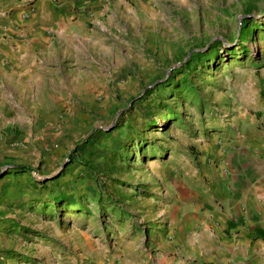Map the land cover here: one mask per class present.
I'll return each instance as SVG.
<instances>
[{"label":"rangeland","instance_id":"374dc122","mask_svg":"<svg viewBox=\"0 0 264 264\" xmlns=\"http://www.w3.org/2000/svg\"><path fill=\"white\" fill-rule=\"evenodd\" d=\"M109 14L62 47L45 85H0V264H101L111 255L163 263L180 193L225 171L234 134L254 127L264 28L246 42L248 55L239 37L245 18L264 26V0H127ZM214 42L224 59L196 68L200 100L176 72ZM141 107L159 122L148 126ZM107 160L117 167L116 205L98 199L111 191L101 183ZM19 164L30 170L5 174ZM59 193L71 207L51 202Z\"/></svg>","mask_w":264,"mask_h":264},{"label":"crops","instance_id":"0c3cea01","mask_svg":"<svg viewBox=\"0 0 264 264\" xmlns=\"http://www.w3.org/2000/svg\"><path fill=\"white\" fill-rule=\"evenodd\" d=\"M124 2L0 0V85H45L48 65L62 47L72 48L82 28L105 22ZM250 120L253 128L234 134L221 165L225 171L178 196L172 241L163 263L154 257L157 264H264V102ZM125 259L111 255L101 264H126Z\"/></svg>","mask_w":264,"mask_h":264},{"label":"trees","instance_id":"16d2710c","mask_svg":"<svg viewBox=\"0 0 264 264\" xmlns=\"http://www.w3.org/2000/svg\"><path fill=\"white\" fill-rule=\"evenodd\" d=\"M259 23L257 21H254V18H245L243 20V23H242V33L239 37V41H240V45L242 47H244V55H248V49L245 48L247 47L246 46V42L247 41H250V38L253 37L254 39L256 38V36L258 35V30H261L264 28L263 25H258ZM237 48H234L231 53L236 56L238 53V51H236ZM221 60L224 59V55L222 56V50L219 46V44L217 42H214L212 43L210 46H209V49L208 50H195L192 55L189 57V59L187 60V62L185 63L184 67L181 66V69H177V72L176 73H181L183 74V77L181 78V80L179 81H176L177 83H181V88L182 89H188L190 94H192L193 96H198L200 98V100L203 99V96H202V93L197 89V85H196V82H195V79H193V76L194 74L197 73V70L196 68H199L198 66H201L202 65V62L204 63H208L209 66H211L210 64H218V62ZM204 66V64H203ZM175 73V74H176ZM171 79L173 78L172 76L170 77ZM175 83L174 79H172L171 81L168 80L166 82H161L159 83L154 89H149L147 93H151V92H154L156 91L160 86L162 87H165V86H168V84H173ZM182 92L183 90H179L178 92ZM177 92H175V95L174 96H177L176 95ZM199 94V95H197ZM178 97H181L180 95ZM168 111H171L172 112V107H168ZM142 111H144V116L146 118H148V121H147V125L148 126H152L153 124H156L157 122H159V118L154 115L152 113V111L149 109V110H146L144 109L143 107L140 108ZM176 112V110H175ZM127 120V119H126ZM125 121H123L120 126H123L125 124ZM178 120V119H177ZM131 128L132 129H135V121L133 120L132 123H131ZM151 130V128H150ZM146 150V146L143 145L141 147V151L142 152H145ZM87 162V161H86ZM108 162V163H107ZM106 163L108 165L104 166V169L106 171H104L103 175H105L107 178H109V180H105V181H100L102 184H104L103 186V189L106 190V191H109L111 189V191L107 194V195H104L103 193H101L99 195V200L101 202H105V199H104V196H106L107 198H109V202L111 204H115V201H116V188H117V185L114 184L116 182H119L118 179L116 177H114V173L117 172V167H115L114 164H110L109 165V161L107 160ZM86 164H88L89 168H90V171L91 172H94V174L97 175V172L95 171V166L94 164L90 163V162H87ZM30 170V166L29 165H24V164H19L17 165L13 170H7L5 174H9L10 172H14L15 174H21L25 171H29ZM35 181L37 182H42L41 180L39 179H35ZM42 202V200H41ZM51 202H54L55 206L56 207H64V205L67 207H71L72 206V202L69 200L68 197L65 196L64 193H59V194H55L54 196H52L51 198ZM86 210V207H82ZM118 209V208H117ZM120 210V209H118ZM125 213V211L123 210H120V214L123 216ZM121 216V217H122ZM13 226H18L20 227V224H14Z\"/></svg>","mask_w":264,"mask_h":264}]
</instances>
